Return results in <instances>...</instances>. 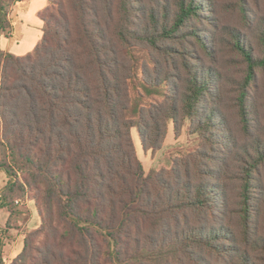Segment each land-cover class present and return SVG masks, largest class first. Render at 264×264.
<instances>
[{
	"label": "trees",
	"instance_id": "trees-1",
	"mask_svg": "<svg viewBox=\"0 0 264 264\" xmlns=\"http://www.w3.org/2000/svg\"><path fill=\"white\" fill-rule=\"evenodd\" d=\"M20 1L0 0V36ZM49 1L35 49L0 51V170L31 193L41 219L11 264H264V126L259 133L251 121L264 23L259 53L227 28L244 66L235 107L248 144L240 145L219 108L221 74L194 62L214 55L209 33L193 26L201 0ZM238 6L246 22L245 0ZM137 46L154 65L141 86L163 97L156 105L131 95ZM186 122L200 146L147 174L133 130L144 151H157L169 125L179 135Z\"/></svg>",
	"mask_w": 264,
	"mask_h": 264
},
{
	"label": "rangeland",
	"instance_id": "rangeland-1",
	"mask_svg": "<svg viewBox=\"0 0 264 264\" xmlns=\"http://www.w3.org/2000/svg\"><path fill=\"white\" fill-rule=\"evenodd\" d=\"M174 0H170V3L164 1V5L171 7ZM204 4V11L202 18L193 22V26L200 30V34L205 36L206 31L209 33V37H206L212 49L214 51L213 58L206 57L199 53L198 46H194L193 39L189 38L190 51L195 52L196 55L200 54L203 60H196L198 65H205L211 67L221 74L222 78V97L220 99L219 108L222 111L225 119L226 127L233 132L237 142L240 145L248 144V140L242 136L240 129L239 117L235 107V96L237 82L243 77L244 66L240 61V58L230 49L227 41L229 38L227 34V28H235L239 31L243 37L247 38V41L251 42L253 47L256 48V52L259 50L256 47V35L261 30V24L264 23V0H245L247 8L248 20L244 22L242 19L239 3L240 0H209L206 4V0H201ZM21 2V1H20ZM15 3L9 13L10 28L1 33L6 37H12L14 33V25L17 31L14 37V44H17V52L29 54L35 49L42 38L38 41V35L40 30H44L45 24L40 26L38 19H33L30 13L26 10L25 13H20L17 16H13L18 4ZM52 6L48 0L47 7ZM45 7L42 11H44ZM143 7L149 11L150 5L147 2L143 3ZM173 8V7H172ZM11 15V17H10ZM24 18L28 24L27 29L21 31L22 20ZM40 27V28H38ZM190 32V29H185L181 36H184ZM214 36L212 38L211 36ZM0 36V37H1ZM172 46L177 47L174 42H171ZM1 51V50H0ZM134 53L137 61V77L131 83L130 91L133 99L139 96L143 97L141 103L146 106L151 104L156 105L161 103L163 97L161 95L146 96L142 90L141 83L144 80L142 70L149 69L153 73L154 65L151 63L150 56L143 46H137L134 48ZM3 52V51H2ZM143 68V69H142ZM163 70H166L162 66ZM251 121L255 126V130L260 131L264 126V70L259 71L257 78L252 88L251 97ZM134 142L136 144L138 157L144 167L145 172L148 174L151 171L168 170L172 167L173 163L184 157L190 152H193L200 146V137L198 134L193 133L190 129L189 122L183 124L180 129V134L176 135L172 123L168 127V135L160 150L157 151H144L141 145L137 130L133 132ZM264 142V137L261 138ZM252 142V139L250 140ZM2 159V158H1ZM228 162L231 163L230 159ZM19 178L22 176V171L16 170ZM233 176V173H231ZM261 184H264V171L260 175ZM233 190H236V186L233 184L230 187V194ZM41 225V219L36 207L35 201L32 199V195L29 191H21L19 182L11 178L3 170H0V253H3L4 246L10 242V239L17 241L18 244L24 241L26 235L36 230Z\"/></svg>",
	"mask_w": 264,
	"mask_h": 264
},
{
	"label": "crops",
	"instance_id": "crops-1",
	"mask_svg": "<svg viewBox=\"0 0 264 264\" xmlns=\"http://www.w3.org/2000/svg\"><path fill=\"white\" fill-rule=\"evenodd\" d=\"M48 5V0H26V1H22L18 4V7L15 11V13L13 14V16H17L19 15L21 12L25 13L26 10L30 13L31 18L38 19V21H40V26L43 27L44 22L40 19L39 17V13ZM11 17V15H10ZM22 20V26L21 27V31L23 32V30L27 29L28 26L30 24H28L25 20L28 21V19L24 18L21 19ZM40 28V27H38ZM18 30H16L15 25H14V33L12 37H6L5 35H2L0 37V50L5 52V53H11L17 56H24V54L22 55L21 53L17 52V44H14L13 40L14 37L16 36ZM43 35V30H40V34L38 35V41L39 42L41 36ZM37 45V44H36ZM36 47V46H35ZM33 51V50H32ZM26 55V54H25ZM10 242L6 243V246H4V250L3 253H0V264H11L12 261L20 254V252L23 249V242L18 244V240L17 241H13V239L9 240Z\"/></svg>",
	"mask_w": 264,
	"mask_h": 264
}]
</instances>
